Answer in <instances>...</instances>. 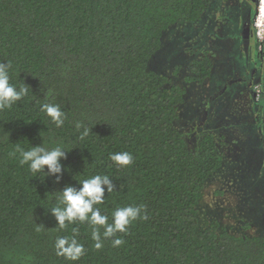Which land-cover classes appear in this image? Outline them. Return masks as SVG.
I'll return each instance as SVG.
<instances>
[{
    "label": "trees",
    "instance_id": "obj_1",
    "mask_svg": "<svg viewBox=\"0 0 264 264\" xmlns=\"http://www.w3.org/2000/svg\"><path fill=\"white\" fill-rule=\"evenodd\" d=\"M211 3L0 0V66L17 91L27 87L0 110V264H264V237L234 236L216 221L198 228L202 190L223 155L212 133L192 147L175 129L186 91L149 67L164 33L198 22ZM213 67L205 51L185 81L202 84ZM44 105L62 114L59 126ZM37 146L66 151L59 173L21 163ZM118 153L131 162L117 164ZM97 175L108 178L94 206L106 223L127 207L136 218L111 236L87 219L61 228L53 208L64 206L63 190ZM60 238L82 245L79 259L57 255Z\"/></svg>",
    "mask_w": 264,
    "mask_h": 264
},
{
    "label": "rangeland",
    "instance_id": "obj_2",
    "mask_svg": "<svg viewBox=\"0 0 264 264\" xmlns=\"http://www.w3.org/2000/svg\"><path fill=\"white\" fill-rule=\"evenodd\" d=\"M255 6L249 0H212L196 23L163 35L149 67L186 91L173 125L190 146L212 133L222 152L220 169L205 183L197 206L198 228L211 221L234 236L264 237L263 51L246 38ZM208 51L214 61L202 84L185 81L193 60Z\"/></svg>",
    "mask_w": 264,
    "mask_h": 264
},
{
    "label": "clouds",
    "instance_id": "obj_3",
    "mask_svg": "<svg viewBox=\"0 0 264 264\" xmlns=\"http://www.w3.org/2000/svg\"><path fill=\"white\" fill-rule=\"evenodd\" d=\"M27 93V87L17 91L9 84V77L4 68L0 66V110L10 108L13 103L19 101ZM42 111H45L47 116L57 124L61 123L62 114L55 106L44 105ZM66 151L61 147H56L51 151L46 150L42 146L31 148L28 151H22L21 163L30 162V168L33 172H43L47 167L48 174H57L61 171L59 160L64 158ZM113 161L121 166L128 165L131 162V156L127 153H118L111 157ZM108 183V178L100 175L90 179H84L81 182L79 190L73 187H66L60 197V203L63 207L57 206L53 208V214L56 216L61 228L65 226V221L72 222L79 220L81 222L90 220L93 225L106 226L105 236H111L114 232L125 230V226L136 218L139 209L127 207L117 209L114 216V223L107 224V217L100 214L98 206L103 203L102 200V185ZM111 189L109 188V192ZM75 231V230H74ZM93 239H97V230L94 229ZM121 240L116 239L115 245L121 244ZM96 248L100 245L97 243ZM58 256H65L69 260L75 261L83 253L82 245L78 244L74 238H60L56 243Z\"/></svg>",
    "mask_w": 264,
    "mask_h": 264
},
{
    "label": "built area",
    "instance_id": "obj_4",
    "mask_svg": "<svg viewBox=\"0 0 264 264\" xmlns=\"http://www.w3.org/2000/svg\"><path fill=\"white\" fill-rule=\"evenodd\" d=\"M246 34L251 32L255 40L259 43V48H264V0H256L253 17L249 23L244 26ZM254 99L262 96V89L260 85L253 87Z\"/></svg>",
    "mask_w": 264,
    "mask_h": 264
},
{
    "label": "flooded vegetation",
    "instance_id": "obj_5",
    "mask_svg": "<svg viewBox=\"0 0 264 264\" xmlns=\"http://www.w3.org/2000/svg\"><path fill=\"white\" fill-rule=\"evenodd\" d=\"M249 1L252 3V5H253V6H255V2H253V1H251V0H249ZM253 10H254V9H253ZM246 24H247V23H246ZM246 24H245V25H246ZM246 38H247L248 40H250V41H253V40H255V38L253 37V35H252V33H251V32H248V33H247V36H246ZM262 60H263V59H262ZM260 84H261V85H263V82L261 81V82H260ZM252 99L257 101L258 99L260 100V99H261V97H260V98H258V99H254V98H252Z\"/></svg>",
    "mask_w": 264,
    "mask_h": 264
},
{
    "label": "water",
    "instance_id": "obj_6",
    "mask_svg": "<svg viewBox=\"0 0 264 264\" xmlns=\"http://www.w3.org/2000/svg\"><path fill=\"white\" fill-rule=\"evenodd\" d=\"M251 1L256 3V0H251ZM262 56H263V62H264V51H263ZM263 98H264V73H263Z\"/></svg>",
    "mask_w": 264,
    "mask_h": 264
}]
</instances>
